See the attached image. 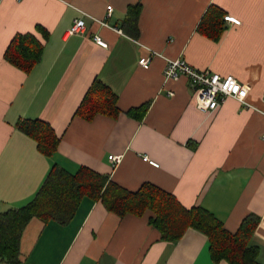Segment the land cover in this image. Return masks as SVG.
Returning <instances> with one entry per match:
<instances>
[{"label":"crops","instance_id":"obj_1","mask_svg":"<svg viewBox=\"0 0 264 264\" xmlns=\"http://www.w3.org/2000/svg\"><path fill=\"white\" fill-rule=\"evenodd\" d=\"M139 2V34L133 36L124 22L128 7ZM107 5H113L110 16ZM210 5L241 21H226L218 41L198 29ZM77 18L86 28L70 34ZM28 32L44 51L27 73L5 52L17 33ZM146 47L234 75L249 85V104L227 97L214 111L200 110L186 77L164 81L163 57L140 65ZM95 78L117 94V117L75 115ZM146 103L142 119L127 113ZM28 118L49 122L60 136L54 154L42 153L19 128ZM109 155L122 160L113 165ZM55 165L71 173L88 167L130 190L153 183L186 207L212 212L232 233L255 215L249 243L264 264V0H0V212L30 202ZM151 215L120 216L85 196L66 223L30 220L21 264H230L215 263L207 235L196 228L164 240Z\"/></svg>","mask_w":264,"mask_h":264},{"label":"trees","instance_id":"obj_2","mask_svg":"<svg viewBox=\"0 0 264 264\" xmlns=\"http://www.w3.org/2000/svg\"><path fill=\"white\" fill-rule=\"evenodd\" d=\"M141 10L140 2L127 10L124 29L133 36L139 34ZM224 16L222 8L210 5L198 29L218 41L227 27ZM37 30L48 36L41 25ZM43 51L44 44L34 33H17L6 49L5 58L28 73L41 60ZM148 108L149 103H146L127 113L142 119ZM120 112L117 94L95 78L75 115L92 120L98 114L115 118ZM19 128L37 142L42 153L52 155L58 150L61 138L49 122L28 118L19 122ZM85 196L100 199L108 210L120 216L128 213L142 216L151 211L149 223L161 232L164 240L181 239L189 227L204 232L215 263L225 260L230 264H260L258 247L249 243L259 222L255 215L245 217L238 230L232 233L212 212L201 206L186 207L174 194L153 183L145 182L137 190H130L109 175L91 168L82 166L71 173L56 165L30 202L0 212V259L9 264H21V239L30 220L37 217L66 223L73 218Z\"/></svg>","mask_w":264,"mask_h":264},{"label":"built area","instance_id":"obj_3","mask_svg":"<svg viewBox=\"0 0 264 264\" xmlns=\"http://www.w3.org/2000/svg\"><path fill=\"white\" fill-rule=\"evenodd\" d=\"M112 11L113 5H107V16H110ZM225 20L233 24L241 23L238 18L232 15H225ZM85 28L84 20L77 18L70 28L69 33H82ZM94 39L102 46H107V43L100 35H95ZM146 49L148 50V54L140 57V65L148 68L153 58L158 56L163 57L165 59V67L163 70L164 81L176 80L181 76L186 77L194 90L196 105L200 110L214 111L227 97H234L246 105L249 104L247 102L250 91L249 85L240 82L234 75H221L210 69H199L189 64L185 59L168 58L155 49L147 47ZM170 95H174V91H170ZM109 159L113 162V165H117L121 162L122 155H109ZM144 159L149 160L154 165H158V163L152 161L146 155Z\"/></svg>","mask_w":264,"mask_h":264}]
</instances>
